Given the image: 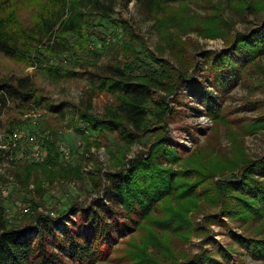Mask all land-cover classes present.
<instances>
[{
	"label": "trees",
	"instance_id": "obj_1",
	"mask_svg": "<svg viewBox=\"0 0 264 264\" xmlns=\"http://www.w3.org/2000/svg\"><path fill=\"white\" fill-rule=\"evenodd\" d=\"M31 1L0 0V51L29 66L44 69L54 80L73 77L78 72L76 68L84 65L82 54L88 52L90 43L92 45L90 35L98 27L104 26L103 20L116 27L110 36L117 40L111 38L108 43L107 37H101L103 50H108V54L114 56L108 63L101 65L90 62L95 65V70L89 72L93 81L92 90H88L83 106H78L76 118L73 119L82 137L89 139L88 130L95 136L117 134L125 146H130L153 131L155 126L161 134L153 140L146 153H139L119 169L104 172L98 169L101 172L93 180L99 196L91 198L90 210L80 215L79 219L69 216L71 210H77L78 198L71 199L69 206L61 203L62 207H58L59 214L56 216L51 212H38L36 205L39 203L32 197L25 198L32 210L30 215L38 223L35 231L33 222L21 226L12 225L9 213L0 200V264L109 262L112 247L119 237L135 232H139V235L129 240L125 248V255L134 264H160L153 254H148L149 247L157 249L159 253H166L171 260L172 250L165 243L168 237H184L193 232L187 213L206 194L202 179H210L216 172L222 174L227 170H240V173L233 174L226 185H220L225 202L222 212L246 224L263 222L257 232L261 235L242 236L238 242L253 257L262 259L261 264H264V159L246 160L242 139L243 136L264 129V116L239 121L235 127V119L230 117L219 100V93L235 86L245 74L247 66L257 64V58L264 54V24L251 29L249 33L236 34L229 40L224 51H203L200 56L212 73L209 83L215 89L209 90L199 83V90L206 98V113L214 122L213 132L217 133L219 126L224 125L235 151L239 156L244 154L241 161L233 164L220 147L216 150L210 148L207 157L208 168L214 171L211 173L193 166L191 156L186 158L177 146L170 144L172 138L168 136L165 127L175 109L166 101V96L155 98L158 89L168 94L178 91L181 80L186 81V86L194 85L196 88L198 80L194 79L190 69H196L199 58L191 56L182 61V66L177 70L164 64L159 67L151 59L140 57L144 54L159 61L153 52L137 48L129 22L114 17L117 5L127 7L132 1L150 19L168 11L176 3L184 7L195 0H34L36 7L33 22L25 23L19 15L20 5H27ZM224 1L242 10L264 7L263 0ZM179 19L182 23L187 22L182 17ZM227 24L228 21L217 9L199 21L196 19L192 27L199 29L204 36L217 37L229 34ZM165 31L163 28L162 32ZM125 33L129 34L128 38L123 37ZM165 37L172 41L169 33H165ZM173 40L179 48L177 53L182 51L183 40L178 37ZM111 43L114 45L109 46ZM91 51L96 53L95 48ZM137 53H140L139 56ZM61 54L74 66L56 63L57 56ZM94 91L108 92L114 96L113 102L105 107L102 114L92 111ZM38 93L31 75H0V115L7 110L9 102L25 109L41 107L44 97ZM251 103L255 104V101ZM60 108L62 106L58 105L56 111H61V115L65 116L66 112ZM81 124L85 128H81ZM21 127L23 122H12L6 134L10 136ZM172 141L180 146L178 142ZM40 147L41 150L46 147V154L38 161L21 164L23 169L16 174L19 181L22 178L28 179L36 170L44 175L50 174L51 184L57 178L74 181L81 177L83 173L80 164L74 166L64 163L62 151L54 142L46 140ZM15 150L0 148V164L20 162L12 159ZM113 156L117 158L116 154ZM121 157L125 158L123 150L118 160ZM23 183L29 186L32 182ZM33 190L34 196L43 195L39 182ZM52 212L57 213L55 210ZM64 215H68V220L63 229L59 230L55 222ZM30 228L33 231H28ZM161 234L168 237L163 240ZM221 252V258L204 253L185 263L241 264L234 261L228 251Z\"/></svg>",
	"mask_w": 264,
	"mask_h": 264
},
{
	"label": "rangeland",
	"instance_id": "obj_2",
	"mask_svg": "<svg viewBox=\"0 0 264 264\" xmlns=\"http://www.w3.org/2000/svg\"><path fill=\"white\" fill-rule=\"evenodd\" d=\"M25 1L28 2V0ZM33 2L34 0L27 5H20L19 15L25 23L33 22L36 7ZM262 3L264 5V0ZM217 9L228 21L229 34L207 37L199 32V29L192 27L196 19L199 21ZM114 17L124 18L129 22L136 36H134V44L137 45V48L140 51L153 52L159 61L144 54H141L140 57L146 60L151 59L159 67L164 64L177 70L182 66V61L191 58V56L199 58V62L195 65L196 69H190L194 79L198 80L196 88L194 85L186 86V81L181 80L179 83L181 87L173 94H168L162 89L155 91V98L166 96V101L175 109L174 114L168 117L165 128L168 136L174 142H178L180 146L173 143L172 140L170 144L177 146L186 158L191 156L190 160L193 166H199L211 173L214 171L208 168L209 157H207L210 148L216 150L220 147L233 164L241 161L244 154L239 156L235 151L232 141L227 135L226 127L220 125L219 131L213 132L214 122L206 113V98L199 90V83L209 90L215 91V89L209 83L212 73L208 71L200 56L203 51L222 52L228 47L229 40H232L236 34L249 33L251 29L262 26L264 24V7L258 9L248 7L242 10L233 4L229 3L228 5L224 0H195L184 7L176 3L168 11L165 10V12L149 19L141 13L136 2L132 1L127 7L117 5ZM179 17L187 19L188 23L186 21L182 23ZM102 23L104 26L98 27L90 35L92 45L90 43L88 52L82 54L84 65L77 67L78 72L70 78L54 80L47 75L44 69L29 66L27 63L0 51V75H31L38 88V94L44 97L42 106L34 109L19 108L14 102H9L7 110L0 115V144H10L11 139L6 131L12 122H23V128L17 129L22 132L23 139L18 142V147L12 156L14 161L20 162L13 164L9 161L0 164V200L9 213L12 225L21 226L33 222V230H37L38 223L36 224L34 217L30 215L32 210L25 201V198L30 197L39 203L36 205L38 212L45 214L51 212L54 216L59 214L57 209L61 203L69 206L71 199L78 198L77 210H71L69 216L72 215L74 219H79L80 215H84L90 210L91 198L99 196L93 180V177L101 172L98 169H102V172L119 169L122 164L139 153H146L153 140L161 134L158 132L160 129L155 126L153 131L140 138L136 143L125 146L124 141L117 134L107 133L95 136L88 130L89 139H85L75 128L73 119L76 118L78 106H83L84 97H87L88 90H92L93 81L89 72L95 70V65H91V63L99 65L108 63L109 59L114 56L112 53L109 55L108 50H103L101 37H107L109 43L111 38H115L110 35L116 27L107 20H103ZM163 28L166 30L165 32H162ZM165 33L172 36V41L166 39ZM123 37L128 38L129 34L125 33ZM177 37L183 40L184 44L182 51L178 53L179 48L173 40ZM112 45L114 43L109 44V46ZM94 48L96 53L91 51ZM118 48L121 50L120 47ZM139 54L136 55L139 56ZM55 62H61L70 67L74 66L69 60H65V55L62 54L57 56ZM256 62L257 64L247 66L245 74L235 86L219 93L220 103L225 107V111L229 113L230 117L235 119V127L239 121H249L264 116V54L260 55ZM94 93L92 111L102 114L105 107L113 102L114 96L108 92L94 91ZM253 101L255 104L251 103ZM58 105L62 106L60 110L66 112L65 116L61 115V111H56ZM80 127L85 128V125L81 124ZM32 133L36 137L34 144L29 143L24 137L26 134L33 135ZM242 139L246 160L264 159V129L243 136ZM46 140L54 142L55 146H58L62 151L61 158L64 161H61L74 166L80 164L83 173L80 178L74 181L57 178L51 184L50 174L44 175L36 170L29 175L28 179L22 178L20 181L17 179V172L23 169L21 164H30L41 159H35L33 156L35 149L40 148L41 157L46 154V147L42 150L40 147ZM122 150L125 153V158L121 157L122 159L118 160ZM113 154H116L117 158ZM239 173L240 170H227L222 174L216 172L211 175L210 179H202L206 194L187 213L192 222L193 232L184 237L178 235L168 237V235L161 234L163 240L166 236L168 237L165 245H169L172 250L171 260L166 253H159L157 249L151 247L147 250L148 254H153L160 264H174L175 260L176 264H186V261L204 253H211L221 258V251L226 250L234 261H239L241 264H261L263 260L253 257L241 246L238 239L242 236L257 237L261 235L257 232L263 222L246 224L241 220L224 215L222 212L225 202L220 185H226L230 182L229 179L233 174ZM22 181L27 184L32 183L27 186ZM38 182L43 189L42 196L33 195L34 186ZM52 210L57 213H53ZM67 216L64 215L55 222L59 230L63 229V225L68 220ZM138 235L139 232H135L119 237L112 247L110 261L100 264H134L125 255V248L127 242Z\"/></svg>",
	"mask_w": 264,
	"mask_h": 264
},
{
	"label": "built area",
	"instance_id": "obj_3",
	"mask_svg": "<svg viewBox=\"0 0 264 264\" xmlns=\"http://www.w3.org/2000/svg\"><path fill=\"white\" fill-rule=\"evenodd\" d=\"M27 141L31 144H34L36 142V137L34 135H25L24 136ZM9 138L11 139L10 144H0V148L3 149H7V148H12V149H16L18 147V142L21 141L23 139V135L22 132L19 130H16L13 132L12 135L9 136ZM33 156L35 157V159H39L41 158V151L40 149H35Z\"/></svg>",
	"mask_w": 264,
	"mask_h": 264
}]
</instances>
